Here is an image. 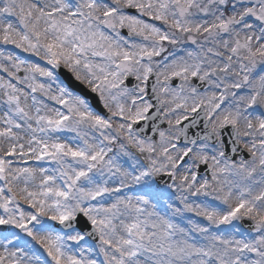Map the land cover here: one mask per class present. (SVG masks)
Wrapping results in <instances>:
<instances>
[{
  "label": "snow or ice",
  "instance_id": "obj_1",
  "mask_svg": "<svg viewBox=\"0 0 264 264\" xmlns=\"http://www.w3.org/2000/svg\"><path fill=\"white\" fill-rule=\"evenodd\" d=\"M0 264H264V0H0Z\"/></svg>",
  "mask_w": 264,
  "mask_h": 264
},
{
  "label": "water",
  "instance_id": "obj_2",
  "mask_svg": "<svg viewBox=\"0 0 264 264\" xmlns=\"http://www.w3.org/2000/svg\"><path fill=\"white\" fill-rule=\"evenodd\" d=\"M189 123L188 121L185 122V124ZM162 127V125H161ZM203 127V124L200 123V127L199 128H189L188 130V135L189 136H192L196 131H199L200 128ZM150 134V133H149ZM183 142V138H181V143ZM244 223H247V222H244Z\"/></svg>",
  "mask_w": 264,
  "mask_h": 264
},
{
  "label": "rangeland",
  "instance_id": "obj_3",
  "mask_svg": "<svg viewBox=\"0 0 264 264\" xmlns=\"http://www.w3.org/2000/svg\"><path fill=\"white\" fill-rule=\"evenodd\" d=\"M145 19H146V18H145ZM12 51H13L14 53L20 55L22 58H26V54H24V53H19L18 50H15V49H13ZM28 59H34V58H28ZM21 75H22V73H21ZM65 135H71V134H65ZM122 159H126V158H122Z\"/></svg>",
  "mask_w": 264,
  "mask_h": 264
}]
</instances>
